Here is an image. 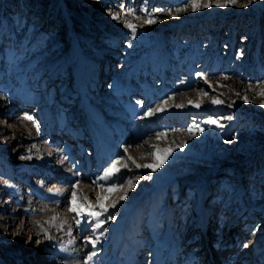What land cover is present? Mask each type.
I'll list each match as a JSON object with an SVG mask.
<instances>
[{"label":"rangeland","instance_id":"374dc122","mask_svg":"<svg viewBox=\"0 0 264 264\" xmlns=\"http://www.w3.org/2000/svg\"><path fill=\"white\" fill-rule=\"evenodd\" d=\"M190 4L0 0V264H85L90 232L75 231L70 183L80 180L78 199L94 204L93 179L118 158L128 167L95 264H264V0L195 13ZM121 5L141 15L127 18L135 39ZM145 12L157 23L144 24ZM194 122L205 131L190 135ZM169 147L156 173L127 159L152 163L154 148Z\"/></svg>","mask_w":264,"mask_h":264},{"label":"snow or ice","instance_id":"6c2138e0","mask_svg":"<svg viewBox=\"0 0 264 264\" xmlns=\"http://www.w3.org/2000/svg\"><path fill=\"white\" fill-rule=\"evenodd\" d=\"M256 0H246L245 3H240L239 0H205V2L201 3L200 0H191V11L193 13L197 12L200 8L203 9H210L213 6L219 9H225L229 6H235L243 9H247L255 3ZM120 11L123 17H125L123 27L130 30L131 38L135 39L137 36V25L131 20L127 19L128 17H131L134 20L141 19V15L138 14L136 10L133 9H125L122 5L120 6ZM157 12L162 11L161 9H157ZM187 11L186 7H178L175 9V12L177 14ZM110 17L113 21H119L120 16L117 14H113L111 11L109 12ZM146 16L145 19H143L144 24H155L157 23V19L154 18V16L151 13H144ZM167 15L172 16L173 13L171 10L167 11ZM199 76L200 74L197 73ZM224 79H227L228 77H223ZM260 91L257 93V96L261 99L260 107L264 108V84H260ZM249 88H251V85H249ZM201 95H207V93H201ZM237 96H239V93H236ZM171 98V97H170ZM243 102L245 104L249 103V98L247 95L242 97ZM168 101L165 100L163 104L158 105L156 108L151 109L150 111L146 112L145 116H152L156 112H162L165 110V105H167ZM211 103L213 105H220L223 103L222 100L213 98ZM235 101H233V104ZM189 104L192 105V107L199 109L201 107V104L199 101L193 102L189 101ZM233 104H229V107H232ZM176 108H182L183 105H175ZM143 118V117H142ZM27 121H32V126L36 130V135L39 136L41 133V129L39 124H37L34 120V118L30 115L24 117ZM228 121H232L234 117L232 115H228L226 117ZM203 124L208 125L209 127L215 126L216 128H223L224 125L221 123L220 120L217 119H206L203 121ZM205 129L203 127H199L198 125L193 124L192 127H189L187 129V132L190 135L195 136L197 132L203 133ZM167 133L161 132L157 134V140L161 139V137L166 136ZM33 148H35V145H32ZM177 148L183 152L186 148V145L184 143H180L177 145ZM128 148L124 149V152L127 153ZM174 149L172 147L165 148L163 150L159 148H154L153 151H151L150 155L152 157V163L148 164H137L135 160L132 159V157H127L128 160L132 161V164L135 165L136 169H149L151 170V173H156L158 169L162 168L165 163L168 162L169 157L172 156ZM31 155L28 156H21L20 159H31ZM37 159H40L41 157L37 155ZM121 166L124 168L128 167V164H121V159H115L111 162L110 166H107L102 174H97L95 178L93 179V183L96 184V186L99 188V191L96 195V201L95 203H91L87 200L80 201L77 196V187L80 180H76L74 182L70 183L71 188V198L68 202V212L70 214H74L75 217V231L79 233L80 231L88 230L90 232L89 238H86V244L91 245V252L87 255L85 264H95L94 258L97 257V245L105 235L107 229L104 227L106 223L110 221H114L116 219V215L114 212L110 211L111 209H115L117 207V201L111 200V195L115 192L120 191V184L117 183V174L121 171ZM75 168V165H73ZM76 176H80V172L76 171ZM140 175L135 176V180L139 182L141 180ZM144 179H151L152 177L148 175L147 173L144 174ZM128 188H134L135 184H133V181L131 179L127 182ZM57 196L63 195V192H61L59 189L56 190L55 193ZM127 198V193L124 195H121L119 197L120 201H124ZM57 217H52L51 221H56ZM63 223L59 225V227L63 228ZM73 227L68 228V234L71 236L73 233ZM41 233L43 236L47 239H51L49 236L47 230L41 228ZM39 235V234H38ZM73 241H69V243H72ZM38 243V241H37ZM244 248L248 247V244L245 243L243 245Z\"/></svg>","mask_w":264,"mask_h":264},{"label":"bare ground","instance_id":"6f19581e","mask_svg":"<svg viewBox=\"0 0 264 264\" xmlns=\"http://www.w3.org/2000/svg\"><path fill=\"white\" fill-rule=\"evenodd\" d=\"M202 250H209V249H207V248H204V249H202ZM202 250H201V251H202ZM201 251L199 252L200 254L203 252V251H202V252H201Z\"/></svg>","mask_w":264,"mask_h":264}]
</instances>
